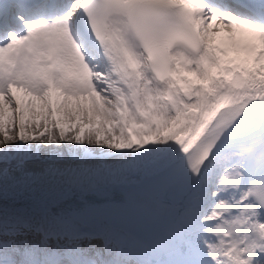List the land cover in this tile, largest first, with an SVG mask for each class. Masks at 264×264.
I'll list each match as a JSON object with an SVG mask.
<instances>
[{"label":"snow or ice","instance_id":"obj_1","mask_svg":"<svg viewBox=\"0 0 264 264\" xmlns=\"http://www.w3.org/2000/svg\"><path fill=\"white\" fill-rule=\"evenodd\" d=\"M0 264H264V0H0Z\"/></svg>","mask_w":264,"mask_h":264}]
</instances>
